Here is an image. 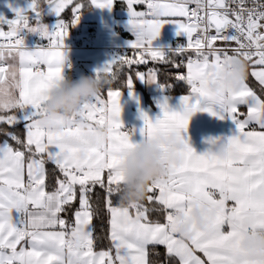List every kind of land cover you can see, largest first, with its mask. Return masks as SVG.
Returning a JSON list of instances; mask_svg holds the SVG:
<instances>
[{
	"label": "snow or ice",
	"instance_id": "1",
	"mask_svg": "<svg viewBox=\"0 0 264 264\" xmlns=\"http://www.w3.org/2000/svg\"><path fill=\"white\" fill-rule=\"evenodd\" d=\"M88 2L110 10L116 0ZM121 3L135 37L128 42L132 55L127 51L97 69L113 83L69 121L53 122L55 129L40 117L48 93L70 66L64 42L85 3L31 0L27 9L12 8L14 19L0 16V126H7L0 127L6 137L0 142V264H249L238 248L242 235L264 231V0ZM45 6L59 18L54 28L42 22ZM68 8L70 22L62 18ZM167 23L176 25L184 43L167 49L154 45ZM28 34L47 43L29 48ZM234 58L247 62V79L238 90L214 91L212 70L222 71ZM149 61L185 68L186 73L163 74L186 84L188 94L180 96L179 110L162 96L159 116L153 120L141 111L143 126L128 129L121 119L123 87L135 98L136 80L157 84L162 92L175 86L160 82L157 67H135ZM197 112L235 124L234 133L221 138L230 146L229 158L197 154L182 135ZM98 128L107 130L106 137ZM137 131L139 141L175 134L183 148L173 151L167 174L152 182L145 201L122 207L120 163L139 142L133 140ZM195 202L216 209L211 228L199 231L188 216L192 234L181 238L176 215L189 213ZM105 212L107 235H94V219L102 220ZM105 240L106 248L95 250Z\"/></svg>",
	"mask_w": 264,
	"mask_h": 264
},
{
	"label": "clouds",
	"instance_id": "2",
	"mask_svg": "<svg viewBox=\"0 0 264 264\" xmlns=\"http://www.w3.org/2000/svg\"><path fill=\"white\" fill-rule=\"evenodd\" d=\"M212 72L210 87L214 91L227 88L238 90L247 79L248 65L242 58H234L225 63L222 71L214 68ZM112 83L108 75H82L77 80L64 75L48 93V99L43 105L45 111L40 117L41 123L55 129L53 122L69 121L87 100L100 94ZM97 131L106 137V129L98 128ZM221 138H210L206 151L218 159H227L230 146ZM182 148L183 143L175 134L158 133L137 142L121 159L120 168L124 176L118 188L121 206L131 207L145 201L152 182L167 174L173 151ZM215 212L216 209L210 204L195 202L189 213H177V234L181 238L192 234V223L185 222L188 216L194 219L199 231H209L210 218ZM238 248L249 264H257L264 258V231L244 233Z\"/></svg>",
	"mask_w": 264,
	"mask_h": 264
},
{
	"label": "crops",
	"instance_id": "3",
	"mask_svg": "<svg viewBox=\"0 0 264 264\" xmlns=\"http://www.w3.org/2000/svg\"><path fill=\"white\" fill-rule=\"evenodd\" d=\"M121 3V0H116ZM136 10L143 11L145 6ZM59 18L49 8L46 11V15L42 16V22L54 28ZM129 15L126 7L113 6L112 9H101L92 6V10L83 14L82 20L76 27V31L73 34H77L80 40L85 45L97 46V47H109V46H122L128 47V42L134 40V34L128 26ZM6 27V26H5ZM6 29V28H5ZM88 31H93L96 34L95 40L91 43L88 42L86 34ZM72 34V35H73ZM27 39L32 40L33 43L36 40H40V37L36 34L26 35ZM184 38L182 36H176V25L167 23L161 30L159 38L154 41V45L163 47L169 45L175 39ZM66 42V39H65ZM64 42V43H65ZM32 43V44H33ZM79 61L83 66L99 69L106 63L113 59L112 54L106 50H91V51H78L75 53ZM67 65V60H66ZM184 73H186V69ZM87 70V69H86ZM67 66L64 69V75L67 77ZM88 71V70H87ZM92 74L95 72L89 71ZM255 81V79L252 77ZM256 82V81H255ZM257 84V82H256ZM139 85L140 87H137ZM258 85V84H257ZM122 91V122L128 129H139L143 126V120L140 118V112L144 111L154 120L160 115V109L157 106L162 96L167 95L170 97L169 103L172 107L179 110L180 96L181 95H168L166 91H161L157 84H147L136 80L134 82L135 98L129 94V90ZM188 94V93H187ZM242 111H246V108H242ZM235 131V124L230 119H219L210 115L208 112H197L191 117L188 129L186 133H182L186 139L189 140L190 145L194 148L197 154H202L207 150L209 144L207 141L214 137H228ZM141 136L139 132L133 136L134 141H139Z\"/></svg>",
	"mask_w": 264,
	"mask_h": 264
},
{
	"label": "built area",
	"instance_id": "4",
	"mask_svg": "<svg viewBox=\"0 0 264 264\" xmlns=\"http://www.w3.org/2000/svg\"><path fill=\"white\" fill-rule=\"evenodd\" d=\"M82 16H83V14L81 13L79 22L74 27L70 28L69 35L66 38V42H65L67 65H70V66H67V68H68L67 77H70L73 80L79 79V77L82 75H93L92 73H90L89 71H87L85 69L82 62L77 59V57L74 53H76L78 51H91V50H99V49L102 50L103 49V50L109 51L112 54L113 59H114L116 56L123 55L125 52L128 51V47H122V46L97 47V46H91V45L83 44L82 41L80 40V38L78 37V35L73 34L74 31H76L77 25L82 20ZM71 19H67L65 21L70 22ZM95 38H96L95 32L88 31L85 39L91 43L93 40H95ZM26 40H27V37L25 36V42H26ZM184 41H185V38L175 39L169 45L163 46L160 48H164V49H167L168 47L175 48L178 45L184 43ZM39 42L47 43V41L36 40L31 46H28V47L32 48L35 44H37ZM219 43L220 42H218V44ZM233 46H235V45L233 44ZM128 55H132L131 50L128 51ZM181 68H183V67H181ZM179 73H184V72L179 71Z\"/></svg>",
	"mask_w": 264,
	"mask_h": 264
},
{
	"label": "trees",
	"instance_id": "5",
	"mask_svg": "<svg viewBox=\"0 0 264 264\" xmlns=\"http://www.w3.org/2000/svg\"><path fill=\"white\" fill-rule=\"evenodd\" d=\"M28 3L31 2V0H25ZM83 2L85 3V6L82 8V14L88 13L92 10V5L88 2V0H83ZM116 6H121V3L116 2ZM47 6H45L44 8H46ZM138 8L143 7L142 5H137ZM62 18L67 20V19H71L72 18V14H71V10L70 8L66 9L64 13H62ZM131 56V55H129ZM138 67L139 70L141 71H147L148 68L150 67H157L159 69H161L162 74L160 75V82H168V83H174V87L171 90H166V93L168 95H172V96H176V95H182V94H187L188 93V86L186 84H184L183 82L180 83H175L174 81H172L171 79H169L167 76H165L163 74L164 71L170 72V73H177L179 71H184L183 68L180 69H175V68H169L166 65L163 64H159L156 62H152L149 61V63L147 65H139V66H135ZM248 83L250 84V86H252L253 88H255L258 91V85L256 84V82L252 79V77L249 75L248 78ZM137 87H140L139 85H137ZM121 90L125 91L127 90V87H123ZM0 127H7L6 125L4 126H0ZM22 128V126H20ZM4 139H6L5 136H3L2 134H0V142H2ZM11 142V141H10ZM46 167H48L49 169H51L53 166L51 164L47 165ZM101 198H103V193H100ZM78 206V205H77ZM70 215V214H69ZM108 216L107 213L105 212L103 215V219H94V235L99 236L101 234V232H103V234L106 236L107 235V229L109 227L108 223ZM107 246V240H105L102 244H99L96 246L95 250H101V248H106ZM157 247V251L164 253L165 249L163 248V246H156ZM174 264H178V261H175Z\"/></svg>",
	"mask_w": 264,
	"mask_h": 264
},
{
	"label": "water",
	"instance_id": "6",
	"mask_svg": "<svg viewBox=\"0 0 264 264\" xmlns=\"http://www.w3.org/2000/svg\"><path fill=\"white\" fill-rule=\"evenodd\" d=\"M9 5H11V7H9ZM28 5L29 3L25 0H0V16H3L9 20L14 19L15 12L12 10V8L27 9ZM48 9V6L44 8L42 16L46 15V11Z\"/></svg>",
	"mask_w": 264,
	"mask_h": 264
},
{
	"label": "rangeland",
	"instance_id": "7",
	"mask_svg": "<svg viewBox=\"0 0 264 264\" xmlns=\"http://www.w3.org/2000/svg\"><path fill=\"white\" fill-rule=\"evenodd\" d=\"M5 30H7V29H5ZM32 35V34H31ZM33 39L34 38H32V40H29V39H27L26 40V45L27 46H31L32 45V43H33ZM75 54V53H74ZM76 55V54H75ZM86 69L88 70V71H92L93 70V72H95L96 73V68H91V67H86Z\"/></svg>",
	"mask_w": 264,
	"mask_h": 264
}]
</instances>
